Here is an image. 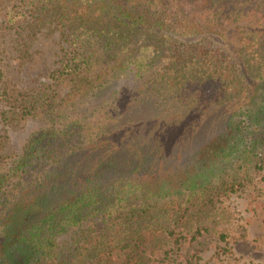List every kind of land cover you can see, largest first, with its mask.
I'll return each mask as SVG.
<instances>
[{"label":"trees","instance_id":"trees-1","mask_svg":"<svg viewBox=\"0 0 264 264\" xmlns=\"http://www.w3.org/2000/svg\"><path fill=\"white\" fill-rule=\"evenodd\" d=\"M31 1L73 20L71 90L0 94L45 123L0 134V264H170L186 215L264 170V0Z\"/></svg>","mask_w":264,"mask_h":264},{"label":"rangeland","instance_id":"rangeland-1","mask_svg":"<svg viewBox=\"0 0 264 264\" xmlns=\"http://www.w3.org/2000/svg\"><path fill=\"white\" fill-rule=\"evenodd\" d=\"M9 12L25 18L10 23ZM58 13L59 9L40 2L0 0V94L6 92L10 97L39 87L57 89L58 98L70 93L71 86L55 88L57 82L52 76L66 50L65 38L75 28L69 16L59 18ZM79 15L80 12L75 14ZM2 97L0 134L6 136V153H16L45 123L33 118H10L15 108L10 98ZM211 130L205 125L199 126L198 132L207 135ZM192 146L185 145L183 154ZM180 148L179 145V153ZM244 171L228 173L242 179ZM250 178L251 181H243L246 186L242 190L221 200L214 208L194 209L186 215L183 223L177 225V231L183 229L184 240L170 264H264V170L252 171ZM220 235L224 240H220ZM157 260L156 264H168L164 256Z\"/></svg>","mask_w":264,"mask_h":264}]
</instances>
